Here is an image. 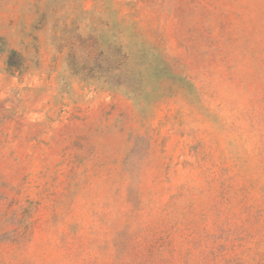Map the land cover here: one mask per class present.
Instances as JSON below:
<instances>
[{
    "label": "rangeland",
    "instance_id": "obj_1",
    "mask_svg": "<svg viewBox=\"0 0 264 264\" xmlns=\"http://www.w3.org/2000/svg\"><path fill=\"white\" fill-rule=\"evenodd\" d=\"M0 264H264V0H0Z\"/></svg>",
    "mask_w": 264,
    "mask_h": 264
}]
</instances>
